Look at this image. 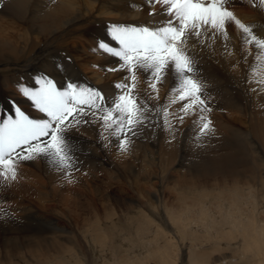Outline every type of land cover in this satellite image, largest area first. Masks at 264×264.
I'll list each match as a JSON object with an SVG mask.
<instances>
[{"label":"bare ground","instance_id":"obj_1","mask_svg":"<svg viewBox=\"0 0 264 264\" xmlns=\"http://www.w3.org/2000/svg\"><path fill=\"white\" fill-rule=\"evenodd\" d=\"M143 4L144 0H0V115L3 112V105L6 106L3 116L12 114L13 102L35 115L31 101L24 97L21 89L38 87L35 84L36 78L44 74L53 78L60 86L65 85L68 79H75L114 92L113 83L120 81L123 77L120 75L124 73L105 72L95 67L94 65L114 67L118 61L94 49L98 42L104 39L101 34L106 31V25L110 22L147 23L150 19L166 18L163 15L150 18L148 8ZM155 8L158 11L162 10L159 4L155 5ZM237 16L245 24L255 25V33L264 37L263 23L256 25L253 21H245L242 15ZM230 36L231 46L237 53L234 58L225 59L219 55L220 41H217V54L214 58L197 57L200 61L199 74L207 85L208 95L212 97L214 111L211 118L216 130L215 135L210 140H204L203 147H197V142L193 139L196 128L190 126L187 128L188 131H184L185 122L188 119L193 122V118L190 117L180 127V133L174 141L168 142V133L161 130L156 136L149 134L148 138L141 140L143 144H139V147H144L148 157V161L144 160L141 165L144 175L147 173L143 179H149L151 175L157 177V173L152 170L156 167L167 176L166 178L162 176L161 180L172 182L174 179L166 173L179 157L178 165L182 167L180 172L183 173L175 179L178 186H185L187 183L203 184V189H208L215 187L212 182L223 186L231 185L232 190L239 185L246 186L237 195L230 196L224 193L226 197H222L223 203L218 208L210 206V197L204 192H197L200 193L197 200H190L188 207H178L179 212L176 216H186L180 220L181 225L177 222V228L181 232L188 229L192 236L199 232H207L208 234L204 236L217 237L221 234L219 231H222L221 237L225 239L224 244L227 246L231 243L234 233H238L243 240L253 238L252 243H258V238L249 234L253 230L262 231L263 228L243 212L244 207L254 204L264 224V107H261L264 105V94L248 93L247 90L255 85L248 84L246 79L242 82V78H246L250 70L246 69L245 64L232 67L240 59L241 42L238 35ZM106 39L108 38L104 40ZM68 57L71 58V62L67 60ZM85 63L93 66L87 68ZM252 64L253 59L250 56L248 65ZM58 65H63V68L58 70ZM64 69H67V72ZM257 72L264 76V68L257 66ZM143 77L145 75L141 73V89L146 88ZM170 84L171 77L159 86L161 104L166 100ZM19 92L22 94L21 97L17 95ZM180 106L177 103L173 108ZM243 121L247 125L244 130L238 126V123ZM100 131L97 125L81 128L78 134L73 133L74 136L78 135L83 139V149H90L91 152L90 155L80 157L84 164L75 176L77 178L79 174L78 176L84 175L89 178L83 183L77 178V182L73 183V186H79L77 190L75 189L77 186L74 188L71 184L62 183L59 175L55 171H50L41 162L36 164L42 166L28 164L44 172L46 179L44 184L49 189L48 193L39 189L41 178L38 172L19 169L20 174L30 177L27 184L21 186L26 194L32 195L38 201L45 197L58 200V203L69 206V213L74 218L84 216L81 223L83 235L78 237L73 231L67 230L66 226H57L52 221V226L47 225L45 228L38 224L39 216L33 219L37 222L25 220L21 224L2 218L0 234L13 232L18 236L15 238L4 236L0 239V264H11V258L21 264H49L51 260L65 254H72L75 257H70L74 264H84L83 251L90 246L95 247L96 258L98 261L103 259L102 264H116L115 262L120 260L118 256L113 257V254L106 250L105 237L102 238L109 232L118 236L120 244L118 235L120 223L116 221L109 225L107 221L120 214V207L111 211L109 200L120 206V199H111L107 194L99 192L102 190L101 180H98L99 184L91 185L98 182L96 178L105 174L104 170L110 162L109 157L113 158L111 165H115V170L120 171V155L114 149V154L111 153L110 156L111 149L103 148L102 143L98 142ZM234 137L241 138L238 142H233L231 138ZM112 144H117L115 139L112 140ZM132 151L136 152L134 149ZM129 164L131 166V162ZM253 187L255 188L251 190ZM195 194L190 195L187 189H182L177 197L190 199ZM151 195L156 201L161 199L158 193L153 192ZM236 198H239V201ZM129 201L132 202L133 199ZM28 207L21 206L16 212L27 218L35 216L34 210ZM188 208H192L194 213H187ZM220 217L224 219V223L212 221ZM242 218L244 219L241 220ZM227 219L229 223H226ZM142 224L143 222H139L137 229L142 230ZM86 234L91 238H84ZM262 261L264 260H260L261 264Z\"/></svg>","mask_w":264,"mask_h":264},{"label":"snow or ice","instance_id":"obj_2","mask_svg":"<svg viewBox=\"0 0 264 264\" xmlns=\"http://www.w3.org/2000/svg\"><path fill=\"white\" fill-rule=\"evenodd\" d=\"M236 2L243 0H144L150 18H166L147 23L110 22L106 25L108 39L100 40L94 51L118 63L94 66L124 73L113 84L114 92L75 79L60 86L47 74L36 78L38 87H23L36 114L26 113L13 102L12 114L0 115V188L18 181L19 165L37 162L55 171L62 183H76L75 173L84 164L81 155L91 154L90 149H83V139L73 135L81 128L99 125L98 142L103 148H110L115 139L118 155L126 156L136 139L156 136L161 130L168 133V142L174 141L191 117L196 128L193 139L197 147H203V141L210 140L216 130L211 119L212 97L199 78L197 57L214 58L217 41L221 42V57L237 55L231 46L229 24L236 26L241 42L240 59L232 67L245 64L250 70L242 82L246 79L255 85L248 93L264 94V76L257 72V66L264 68V37L255 33V25L245 24L230 9ZM248 3L257 6V0ZM157 4L161 11L155 8ZM258 5L264 7V0H258ZM250 56L252 65H248ZM67 60L71 62L70 57ZM141 73L145 75L144 89L140 88ZM170 77L169 93L161 104L159 86ZM177 103L181 106L173 108ZM0 216L12 218L6 209H0Z\"/></svg>","mask_w":264,"mask_h":264},{"label":"rangeland","instance_id":"obj_3","mask_svg":"<svg viewBox=\"0 0 264 264\" xmlns=\"http://www.w3.org/2000/svg\"><path fill=\"white\" fill-rule=\"evenodd\" d=\"M229 7L236 14V16L238 14L239 16L242 15L245 21H253L256 23V25H258L259 23H263L264 25V7H260L258 5V0L257 6H253L252 4L248 3V0H243V2L232 3L229 5ZM259 20H261L262 22ZM228 32L233 37H236L238 35L237 28L234 24L228 25ZM101 35L104 39L108 38L106 31ZM91 66L93 65H88L85 63V67L90 68ZM200 75L201 74H199V78L202 79ZM143 78L145 79V77ZM17 95L19 97L22 96L20 92L17 93ZM16 105L24 110V108H22L19 104ZM5 108L6 106L3 105L2 115ZM25 112L28 113L27 111ZM190 122L192 123L190 119L185 122L184 127L186 129L192 126ZM243 124L244 121L238 123V126H240L244 130L247 125L244 124V126ZM239 138L241 137H234L231 138V140L233 142H238ZM141 140L142 139H137V141H135L134 143V145L136 144V146L133 147L134 151H136L135 153L132 151L130 155H120V171L117 170V172L115 170V165H111L113 163V158L109 157L108 160L110 162H108V166L104 170L105 174L102 177H98L95 179L97 181L101 180L100 185L102 187V190L99 192L107 194L108 198L120 199V206L109 200L110 202H108V204L112 208L111 211L120 207V214H117L115 218H109V220H107L109 225L111 223H116V221L120 223V228L118 231V235L120 236V244L117 235L109 234L108 232L102 236V238L105 237L104 246L106 250L111 252V254H113V257L118 256L117 258H120V260L116 261L115 263L261 264L260 260H264V224L262 219L259 218L260 214L258 208L254 204L249 207H244L243 212L247 213L249 217H252L251 219H253L257 225H261L263 228L262 231L253 230V232L249 234L254 235L258 238V243H256L257 245L252 243L253 238L252 240H250V238H245L243 240L238 233H234V235L232 234L233 239L227 246L226 244H224L225 239L221 237L222 231H219L221 232L220 236L215 237L213 235L212 237H207L204 236L208 234L207 232H199L197 234H193L194 236H192L188 232V229H184L181 232L177 228V222L179 223V225H181L180 220L186 217L183 215L176 216L179 212L178 207H188L190 200H197L196 198L200 194L197 192H204L209 195L210 206L218 208L223 203L222 197H226L224 193H227L230 196L231 194L237 195L242 192L246 186L243 187L242 185H239L235 188V190H232L233 188L231 185H217L214 182L212 183L215 187L208 189H203V184L191 185L190 183H187V185L185 186H178L177 182H175V179H177V177H179V175L183 173L180 172L182 171V167L178 165L179 157L176 159L169 172L167 171L166 173L168 176H170L171 179H174L172 180V182L166 179L161 180V178H166L167 176L165 175V172H161V170L157 169L156 167L152 168V170H154L155 173H157V175L160 177L151 175L149 179H143V177H146L147 173L144 175L145 172L144 169H142L141 165L143 164L144 160L148 161V157L145 153L144 147H139V144H143V141ZM109 149H111L109 151V155L111 156V153L114 154V149L117 150L116 144H112ZM129 162H131V166H129ZM36 165L42 166V164L39 163ZM111 166H113L114 168H112ZM126 167L135 171L131 172ZM20 168H23L25 170L29 169L28 172H38L41 178V181L38 184V186L40 187L39 189H41V191L44 193H48L49 189L44 184L46 182L44 172H41V170H37V167L32 166L28 163L19 165V169ZM78 175L79 174H77V178L79 179L78 181L81 183L86 182V179L89 178L84 175H80L82 177ZM28 177L29 176H26L25 174L22 175L19 173L18 181L11 183L10 186L6 188H0V209H6L12 217L6 219L0 216V222L3 221V219L10 220L12 223L17 224H21L25 220L30 222H37L33 219L36 217L38 218L39 216L40 221L38 222V224H40L41 226L46 228L47 225H51V223L53 222L57 226H66L67 230H71L74 232V234H77L78 237H81L79 235H83L81 223L82 221H84V216L77 219L74 218V216L69 213V206L64 205V203L61 202L58 203V200L45 197L41 201H38L32 195L26 194L21 186L27 184L26 182L30 178ZM94 184H99V181L91 185ZM71 186L74 188L77 186L75 189H79L78 185L73 186V184H71ZM254 188L255 187H253L251 190H253ZM182 189H187L190 195L193 193L197 194H195L190 199H188V197L178 198L177 195H179V192ZM153 192L160 194L161 199L156 201L151 195V193ZM131 199H133L132 202L129 201ZM236 200L239 201V198H236ZM45 203L46 205H44ZM24 205L25 207L29 206L28 208L30 210L33 209V215L35 216H30L31 218H27L22 213L16 212L17 208L21 206L24 207ZM126 207H131L133 209L129 210L126 209ZM195 207L197 208L198 204ZM187 213L193 214L194 210L192 208H188ZM209 215H211V213H209ZM243 219L244 218H242L241 220ZM228 220L229 219H227L226 223H229ZM46 221H48L49 224ZM212 221L224 223V219H222L221 217L212 219ZM139 222H143L141 226L142 230L137 229ZM220 225L223 226L222 224ZM233 229H235V227H233ZM4 236H6L7 238H15L16 236H18V234H15L13 232H5L0 234V239ZM84 238L89 239L91 237L90 235L86 234ZM70 257L75 258L74 256H72V254H65V256H61L56 260H51L49 264H74L72 262L73 259L70 260ZM82 257L84 259V264H102L101 262H103V259L102 261L97 260L96 250L93 246L85 248ZM10 263L21 264L19 262L16 263L15 259L12 258L10 259ZM262 264H264V261H262Z\"/></svg>","mask_w":264,"mask_h":264}]
</instances>
